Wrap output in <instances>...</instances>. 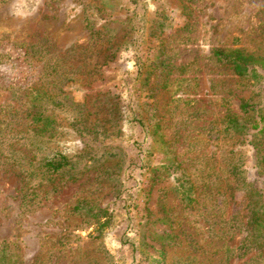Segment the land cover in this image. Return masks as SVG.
Wrapping results in <instances>:
<instances>
[{"label": "rangeland", "instance_id": "rangeland-1", "mask_svg": "<svg viewBox=\"0 0 264 264\" xmlns=\"http://www.w3.org/2000/svg\"><path fill=\"white\" fill-rule=\"evenodd\" d=\"M263 41L264 0H0V109L47 76L51 55L83 65L67 85L78 111L58 110L54 142L77 171L34 189L0 170V264H264V250L225 260L249 219L228 163L242 156L264 198V135L255 149L224 130L253 87L211 57Z\"/></svg>", "mask_w": 264, "mask_h": 264}, {"label": "trees", "instance_id": "trees-1", "mask_svg": "<svg viewBox=\"0 0 264 264\" xmlns=\"http://www.w3.org/2000/svg\"><path fill=\"white\" fill-rule=\"evenodd\" d=\"M106 27L101 31L93 25L92 33L107 35L109 48H113L115 42L110 30ZM123 47L125 44L117 46L115 50L118 51ZM72 49L73 46L66 49L65 53H70ZM124 49L128 50L129 47L126 46ZM54 56L58 57L56 54ZM54 56L51 55V58L47 59L48 74L38 85L26 90L20 100L10 101L0 109V170L17 175L21 181L34 189L43 182H55L57 178L69 171H77V163L56 148L54 142L60 126L58 110L61 107H74V110L78 111V103L69 97L67 85L79 80L75 73L83 65H75L68 55L64 59L52 61ZM211 57L214 64L229 68L241 80L247 81L253 87V95L244 99L240 105L242 114L235 112L230 106L227 108L224 130L227 133L233 130L240 135L253 136L248 143L258 149L256 138L264 135V50L252 52L240 46L215 47L212 49ZM123 109L124 112H131L130 121L143 126V121L133 114L132 106L127 105ZM83 116L81 113L74 123V128L80 134L85 133L87 129L84 125L86 121L82 122ZM96 132L97 129H94L93 133ZM106 155L105 152L101 153L99 160ZM114 155L115 153H108L109 157ZM231 157L228 163L229 172L234 177L232 181L237 188H243L248 196L249 219L245 228L246 235L241 243L236 247L226 246L225 260L228 262L233 257H241L256 250L259 253L255 258L262 262L264 198L253 187L251 177L248 176L250 169L246 167L243 157H237V155ZM260 163L259 151H256L254 164L258 167ZM184 174L188 173L182 172L180 178L185 176ZM189 176L191 175L182 179L179 187L183 188L181 192L188 202L196 203L198 200L192 192V186L187 187L184 184H190ZM218 194L220 197L224 195V193ZM24 198L25 196L21 197L22 200ZM106 212L108 209L100 208L94 216L107 214ZM228 234L231 233H217V237L222 240Z\"/></svg>", "mask_w": 264, "mask_h": 264}]
</instances>
